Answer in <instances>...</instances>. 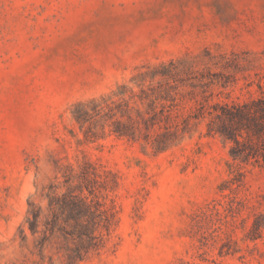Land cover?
<instances>
[{"label": "rangeland", "instance_id": "rangeland-1", "mask_svg": "<svg viewBox=\"0 0 264 264\" xmlns=\"http://www.w3.org/2000/svg\"><path fill=\"white\" fill-rule=\"evenodd\" d=\"M0 264H264V0H0Z\"/></svg>", "mask_w": 264, "mask_h": 264}, {"label": "trees", "instance_id": "trees-1", "mask_svg": "<svg viewBox=\"0 0 264 264\" xmlns=\"http://www.w3.org/2000/svg\"><path fill=\"white\" fill-rule=\"evenodd\" d=\"M124 93L125 92H120V94L123 95ZM134 95L136 94L134 93ZM140 97L144 99V96L141 95ZM93 102L94 106L92 109L96 112V114H100L101 111L106 110V107L110 110L114 109L113 105L108 103V99H104V101L94 100ZM104 102H106L105 105ZM113 103H115L117 107L121 106L120 103H116L115 101H113ZM80 104L84 107L74 110L73 115L79 123L84 124L91 118L92 112L85 107L87 105L86 103ZM119 111L122 113L121 115H124V110H122V108H120ZM117 113L118 112H115L114 115H117ZM130 119L132 120V123H126L121 119L116 121L114 131L119 136L135 137V126L133 125L134 119L132 117H130ZM86 177H88V174L85 175V178ZM54 187H56V185L51 184L50 191L47 193V196L49 197V209L51 212L46 214L45 219H43V207L34 202H30L31 207L29 209L27 221L29 222V227L32 232L37 233L40 231L42 223L45 225V228L43 229L44 232H54L57 227H61L66 233L71 235L76 234L81 237L83 242L81 249H84V251L88 252L93 248H97L98 238L100 236L96 233L98 230L97 227L100 225V222H104V224L107 225V221L105 222V220H103L104 217L101 216L103 210L96 205L93 207L92 203L88 202L87 199L81 200L72 198V190L63 192L59 195L55 192ZM69 189H71V187H69ZM105 219H107V217H105ZM70 223H72V227H74L75 224H78L79 227L77 226V228L74 227L72 229H68L66 225ZM81 249H78V255L82 253Z\"/></svg>", "mask_w": 264, "mask_h": 264}]
</instances>
